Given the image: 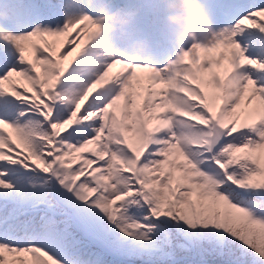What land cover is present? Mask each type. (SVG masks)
<instances>
[{"label": "snow or ice", "instance_id": "snow-or-ice-1", "mask_svg": "<svg viewBox=\"0 0 264 264\" xmlns=\"http://www.w3.org/2000/svg\"><path fill=\"white\" fill-rule=\"evenodd\" d=\"M211 3L222 39L181 71L92 78L90 17L12 0L0 264H264V0Z\"/></svg>", "mask_w": 264, "mask_h": 264}, {"label": "clouds", "instance_id": "clouds-1", "mask_svg": "<svg viewBox=\"0 0 264 264\" xmlns=\"http://www.w3.org/2000/svg\"><path fill=\"white\" fill-rule=\"evenodd\" d=\"M154 2L160 13L159 28L157 33L150 34L143 27L138 11L129 8L123 0H62L66 24L90 17L97 26L92 47L102 52L93 61L92 78L98 76L109 61H119L118 67L159 68V76L167 77L182 70L180 54L185 50L197 45L208 47L222 39L223 33L214 26L203 0ZM11 6L12 0L0 4V34L7 33ZM166 45L176 50L175 58L160 67L156 63L157 53Z\"/></svg>", "mask_w": 264, "mask_h": 264}, {"label": "rangeland", "instance_id": "rangeland-1", "mask_svg": "<svg viewBox=\"0 0 264 264\" xmlns=\"http://www.w3.org/2000/svg\"><path fill=\"white\" fill-rule=\"evenodd\" d=\"M124 3L127 4V6L131 9H135L137 11H139V15L142 14V25L145 28V30L147 32H150L152 30V25H153V17H154V13L152 11V5L155 3L154 0H123ZM137 2V4H135ZM138 2H143L144 3V7L141 9H139V5ZM204 4H206L205 2H208L211 4V8L209 10L210 15L212 17L214 26L217 27V21H218V17L216 14L215 9L212 7V3L211 0H203ZM47 12L48 15L50 16V18L53 21H58L62 24L63 20L65 19L64 17V13L62 12H58L55 11L49 7H44ZM56 24L53 23V27H55ZM14 30H20V29H14ZM175 52L176 50L173 49L171 46H165V48L160 49V55H162L159 59L156 60V63L158 66H163L165 63H167L168 59L170 58H175ZM14 49L12 48V46L4 41H0V59L3 60H11L14 59Z\"/></svg>", "mask_w": 264, "mask_h": 264}]
</instances>
